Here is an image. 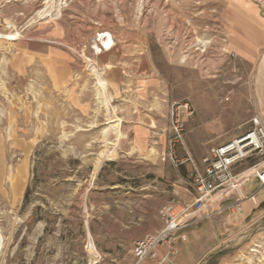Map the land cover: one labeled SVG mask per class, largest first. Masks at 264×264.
Here are the masks:
<instances>
[{"label": "rangeland", "instance_id": "374dc122", "mask_svg": "<svg viewBox=\"0 0 264 264\" xmlns=\"http://www.w3.org/2000/svg\"><path fill=\"white\" fill-rule=\"evenodd\" d=\"M260 29L264 0H0V264H132L159 210L191 199L194 168L231 136L207 131L212 101L224 121L234 96L239 115L251 107ZM100 33L147 61L151 101L194 109L172 150L169 109H152L167 141L160 164L134 151L133 133L103 136L110 117L133 112L109 87L101 102ZM201 226L180 249L185 264H264V202Z\"/></svg>", "mask_w": 264, "mask_h": 264}, {"label": "crops", "instance_id": "0c3cea01", "mask_svg": "<svg viewBox=\"0 0 264 264\" xmlns=\"http://www.w3.org/2000/svg\"><path fill=\"white\" fill-rule=\"evenodd\" d=\"M258 34L263 38L264 30L260 29ZM131 48V46H125L114 42L113 47L109 51H103L97 57L104 71L103 78L108 85L106 92L108 93L109 87L111 91L115 93L116 97L121 103L120 107L122 108L124 114L126 113V110L128 112H133L132 114L124 115L121 125L120 120L113 118L111 119L110 117L109 128L106 130V132H108L107 137L109 132H113L115 138H118L120 134H122V137H125V135L128 133H133L134 140L132 142V148L134 151L136 150L139 156H145L154 163L160 164L161 158L165 155L167 141L165 135L162 133L163 127H161V125L156 122L155 113L152 109L157 110L156 113H158L160 116H167L169 107H166L164 104L159 102L154 103L150 100L151 97H149L148 92L152 86L157 85L156 81L147 76V74H149L151 71L147 61L143 60L141 56H132L130 53L132 50ZM248 96L250 97L251 107H247L241 115L237 113V108L240 104L239 102L241 98L237 96L233 97L230 110H232V112L234 111L235 115L229 117V121L216 119L217 111L219 109L212 101L211 106L213 109V122L209 124L206 129L207 131L213 132L231 133V136L228 138L223 137L225 142L222 144L228 143L229 141L239 137L244 132L250 130V119L252 117L258 116L264 122V58L262 59L260 67L256 73L254 86L250 89V91H245V99L249 98ZM131 121L134 123H129V125L126 124V122ZM119 125L120 130L118 129ZM112 142L114 143V141ZM202 160L200 162V170L204 169ZM256 161L257 160L254 159L248 160L236 166L234 168V173H242ZM179 192L180 191H177L176 193ZM180 194L182 196V193ZM190 194L191 199L186 201H177H192L195 196L193 185ZM236 201H242V206L247 211H250L253 208L256 209L262 202H264V187H260V184L256 178L246 177L239 179L237 182L225 188L224 190L217 192L206 204L205 211L194 215V217L198 218L199 221L184 231L186 238L191 229L196 228L199 230V228L202 227L201 225L204 220H209L214 217L216 218L224 211L230 214H235L225 210L226 207L221 208V206L223 203L228 205ZM185 242H177V248L179 249V252L180 249L183 250L182 248L184 247L183 244ZM184 251H181L179 256L176 257L174 261L175 264H185L182 259Z\"/></svg>", "mask_w": 264, "mask_h": 264}, {"label": "built area", "instance_id": "2783aa9c", "mask_svg": "<svg viewBox=\"0 0 264 264\" xmlns=\"http://www.w3.org/2000/svg\"><path fill=\"white\" fill-rule=\"evenodd\" d=\"M108 33L97 35L93 55L99 56L105 49L101 41ZM110 35V34H109ZM228 101V97L222 99ZM194 115V109L189 102L172 103L169 108L170 150L182 143L184 127ZM251 128L228 143L212 146L202 160L203 170L194 168L193 188L194 199L190 202H174L161 208L158 217L161 228L147 234L135 242L132 264H175L179 254L177 242H185L184 231L199 219L194 215L205 211L206 204L214 194L224 190L239 179L254 177L260 187H264V122L258 116L250 119ZM257 160L247 170L240 174L234 173V168L248 160ZM242 201H236L226 206L225 210L232 213L242 211Z\"/></svg>", "mask_w": 264, "mask_h": 264}, {"label": "bare ground", "instance_id": "6f19581e", "mask_svg": "<svg viewBox=\"0 0 264 264\" xmlns=\"http://www.w3.org/2000/svg\"><path fill=\"white\" fill-rule=\"evenodd\" d=\"M101 43H102V45L104 47L103 49H105V51H109L111 49V47L113 46L114 42H113V39H112L111 35L108 34L107 38L105 40L101 41ZM94 48L96 49V51H98V47L97 46H94ZM99 95L101 96V102L108 108V104L111 101V96L106 92V90H105L103 85H100ZM107 133L108 132L104 131L103 132V136L107 137ZM112 134H113V132H112ZM107 157L109 158L110 155H108ZM99 164L100 163L98 161L96 165L98 166ZM3 240L4 239L2 238V235L0 234V247L3 245L2 244Z\"/></svg>", "mask_w": 264, "mask_h": 264}]
</instances>
